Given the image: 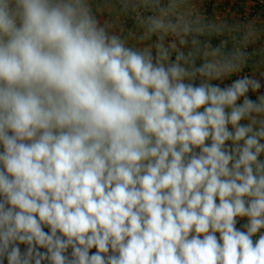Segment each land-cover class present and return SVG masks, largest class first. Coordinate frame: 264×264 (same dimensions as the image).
<instances>
[{"label": "clouds", "instance_id": "obj_1", "mask_svg": "<svg viewBox=\"0 0 264 264\" xmlns=\"http://www.w3.org/2000/svg\"><path fill=\"white\" fill-rule=\"evenodd\" d=\"M116 3L135 43L0 0V264H264V72L181 0Z\"/></svg>", "mask_w": 264, "mask_h": 264}, {"label": "crops", "instance_id": "obj_2", "mask_svg": "<svg viewBox=\"0 0 264 264\" xmlns=\"http://www.w3.org/2000/svg\"><path fill=\"white\" fill-rule=\"evenodd\" d=\"M257 2L258 0H181L177 11L192 20L226 24L228 30L224 35L211 38L213 47L219 45L221 40L226 39L229 49L233 47L247 48L251 58L248 75H259L260 72H264V7H257ZM164 3L166 6L169 0H164ZM97 6L100 8L97 15L102 23L105 20L115 22L114 30L128 38L129 43H135V38L141 34L142 29L137 26L136 21L131 20L130 17L133 13L124 15L120 12L116 0H111V3L109 0H93L94 12L97 11ZM253 8H257V11L252 15L250 11ZM248 16L251 19L248 20ZM249 33L251 35L248 36V41H245V36ZM205 38L201 37V39ZM154 41L155 37L145 43ZM230 82L231 80H225L221 86ZM261 159H264V155L261 156ZM246 222L247 218H238L240 226Z\"/></svg>", "mask_w": 264, "mask_h": 264}, {"label": "built area", "instance_id": "obj_3", "mask_svg": "<svg viewBox=\"0 0 264 264\" xmlns=\"http://www.w3.org/2000/svg\"><path fill=\"white\" fill-rule=\"evenodd\" d=\"M160 3H161V5L162 6H165V3H164V0H160ZM260 4L262 5L263 4V0H260ZM141 12H142V14L143 15H145V16H147V15H151V14H153L151 11H145V10H143V9H141ZM131 20H134L135 21V14H133L131 17ZM170 39V38H169ZM166 43H167V40L165 41ZM173 58H174V56H173ZM250 60V56H249V59H248V61ZM248 64H247V66L244 68V70H243V73H241V74H249L248 73ZM218 202V201H217ZM237 228H241V226L239 225V223H237ZM219 234L217 233V236H218ZM256 238H258V237H254L253 239L255 240Z\"/></svg>", "mask_w": 264, "mask_h": 264}, {"label": "rangeland", "instance_id": "obj_4", "mask_svg": "<svg viewBox=\"0 0 264 264\" xmlns=\"http://www.w3.org/2000/svg\"><path fill=\"white\" fill-rule=\"evenodd\" d=\"M258 6H259V7L261 6V7L263 8V7H264V0H263V4H262V5L260 4V0H258V2H257V7H258ZM255 7H256V6H255ZM256 9H257V8H253V9L250 11V14H252V15H253V14H256V11H257ZM252 15H251V17H252ZM248 17H249V16H248ZM248 17H247L248 20L251 19V17H249V18H248ZM246 51L249 53V56H250V52H249V50H248L247 48H246ZM250 59H251V58H250ZM249 65H250V60L248 61V68H247V69H248V73H249ZM235 78H236V76H233V77H232V79H235Z\"/></svg>", "mask_w": 264, "mask_h": 264}]
</instances>
